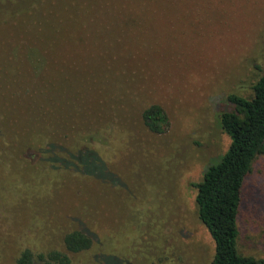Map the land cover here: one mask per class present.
Here are the masks:
<instances>
[{"label": "rangeland", "instance_id": "rangeland-1", "mask_svg": "<svg viewBox=\"0 0 264 264\" xmlns=\"http://www.w3.org/2000/svg\"><path fill=\"white\" fill-rule=\"evenodd\" d=\"M263 75L264 0H0V264L73 231L93 237L74 264H210L192 185ZM238 225L264 260V154Z\"/></svg>", "mask_w": 264, "mask_h": 264}, {"label": "trees", "instance_id": "trees-1", "mask_svg": "<svg viewBox=\"0 0 264 264\" xmlns=\"http://www.w3.org/2000/svg\"><path fill=\"white\" fill-rule=\"evenodd\" d=\"M252 91L251 99L228 96L234 108L220 114L219 124L229 146L219 161L205 169L201 181L192 185L196 190L197 218L214 243L210 264H264L263 259L243 256L238 250V221L245 181L255 160L264 154V75ZM142 121L156 134L163 133L168 125L165 113L157 105L144 110ZM78 164L82 163L78 161ZM92 243L93 237L88 233L73 231L64 237L66 253L51 251L34 255L25 250L16 264H74L71 255L89 250Z\"/></svg>", "mask_w": 264, "mask_h": 264}]
</instances>
